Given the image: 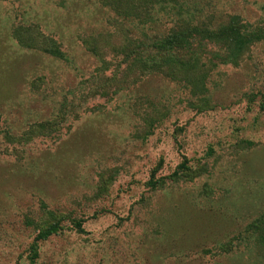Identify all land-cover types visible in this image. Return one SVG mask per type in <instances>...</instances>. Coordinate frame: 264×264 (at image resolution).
I'll return each instance as SVG.
<instances>
[{
  "label": "rangeland",
  "instance_id": "374dc122",
  "mask_svg": "<svg viewBox=\"0 0 264 264\" xmlns=\"http://www.w3.org/2000/svg\"><path fill=\"white\" fill-rule=\"evenodd\" d=\"M229 17L264 34V0H0V264H264V35L151 48Z\"/></svg>",
  "mask_w": 264,
  "mask_h": 264
},
{
  "label": "trees",
  "instance_id": "16d2710c",
  "mask_svg": "<svg viewBox=\"0 0 264 264\" xmlns=\"http://www.w3.org/2000/svg\"><path fill=\"white\" fill-rule=\"evenodd\" d=\"M243 27L239 25L238 20L234 19V18H228L227 23L225 24V26H220L217 28H215L214 26L211 27H203L202 29H187L188 31L183 32V33H176V32H172L170 35L166 36H153L151 37V39L149 41H152V46L151 48L153 50H156L157 53L168 51L167 53H174L177 50V47H180V49H182L183 47H185V45L187 44V42L192 39H196L197 37L200 39L202 43L206 44H215V45H220V47H224V49L229 50L231 53L228 52V54H230V56L235 52L240 53L247 44H251L255 41H257L258 39L260 40V36L264 35V34H259L261 33L260 29H254L252 30L253 32H255L256 34H250L246 31V30H241ZM150 39V38H149ZM171 49V50H170ZM174 49V50H172ZM51 53H55L54 51H57L56 49L54 50H44ZM222 51V50H219ZM216 53H214V57L213 59L223 63V62H230V58H228L226 55H223V57L219 56V53L217 51H215ZM233 53V54H232ZM231 57V58H232ZM211 59V60H213ZM199 60V59H197ZM169 63V62H168ZM167 64V63H166ZM195 64V63H194ZM164 66V64H163ZM187 66H184L183 64L178 65L176 68H179V70H183L185 69ZM190 67V68H189ZM188 70L195 68L196 66H189ZM184 165V164H183ZM180 168H184V166H182V164L178 167V170ZM178 170H176L175 172H173L172 176L173 178L177 177L178 175ZM155 176V173L153 172L151 174V179ZM159 182L158 181H152L150 180L148 182V185L151 187V189H155L158 186ZM79 224H81L80 222H78ZM77 223V225H78ZM59 231V224L58 223H52L50 225H48L47 227L42 228L37 236L34 239V255L33 258H36L37 256V249L39 247V244L41 242L46 241L47 239H49L51 236L55 235L57 232Z\"/></svg>",
  "mask_w": 264,
  "mask_h": 264
}]
</instances>
